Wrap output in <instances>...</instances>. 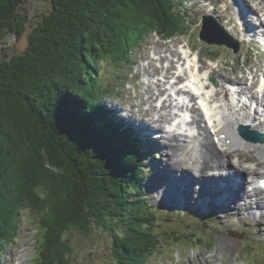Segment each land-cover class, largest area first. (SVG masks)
Masks as SVG:
<instances>
[{
    "label": "trees",
    "instance_id": "1",
    "mask_svg": "<svg viewBox=\"0 0 264 264\" xmlns=\"http://www.w3.org/2000/svg\"><path fill=\"white\" fill-rule=\"evenodd\" d=\"M23 2L0 0V45L8 33L26 31ZM181 2L53 0L25 52L0 56V212L9 213L0 215V254L20 232L18 206L39 218L38 264H69L72 229L111 232L119 264H148L161 242L183 239L157 229V211L142 191L140 138L114 118L105 100L111 87L99 80L103 60L130 59L128 48L118 51L133 25L128 16L144 14L152 29L171 37L187 29L175 11ZM19 168L25 186L16 181L12 189Z\"/></svg>",
    "mask_w": 264,
    "mask_h": 264
},
{
    "label": "bare ground",
    "instance_id": "2",
    "mask_svg": "<svg viewBox=\"0 0 264 264\" xmlns=\"http://www.w3.org/2000/svg\"><path fill=\"white\" fill-rule=\"evenodd\" d=\"M223 3L226 4L224 10L213 0L201 7L213 5L215 10H211L223 17L230 33L240 41L251 39L264 53V24L254 21L256 17L259 20L258 9L246 0H223ZM229 10L232 14L227 12ZM249 14H253V20L248 18ZM207 35L226 39L220 30L216 35L208 32ZM166 52L169 55L158 58L167 62V65L159 69V73L152 66L146 65L144 68L147 75L144 88L147 100L151 103L149 108L140 109V114L133 109L131 111L142 122L133 125L136 129H143L138 130L148 144V151H153L155 155L160 152L163 154L159 160L162 166L156 179L152 180L156 197L168 208H175L180 212H194L202 218L213 212L214 201L221 198L223 201L218 208L223 217L241 223L246 216L262 220L260 215L264 213V143L243 139L238 128L247 124L251 129L264 133V63L248 76L241 75L239 67H233L227 72L220 64L218 70L205 62L201 65L202 57L194 54L189 44L182 49V55L177 49L169 48ZM156 60L157 58H153V63ZM177 64L180 65L178 75L174 71ZM157 74L161 76L155 79ZM210 76L217 80V85L210 81ZM185 79L186 81H181ZM178 83L180 84L177 87ZM172 92H176L179 98L173 96ZM183 96L188 97V104L186 101H177ZM157 101L159 106L153 104ZM185 107L188 109L187 124L183 128H174L178 110ZM114 108L120 107L114 104ZM128 119L133 122L129 117ZM149 131L159 133L149 134ZM249 156L253 158V162L243 160ZM231 157L233 162L229 159ZM174 171L179 173L175 174ZM174 180L179 181V186ZM166 186L178 190L177 193L169 196ZM250 210H254V213H250ZM231 224L234 228L238 227L236 223ZM221 232L219 237L232 238L224 231ZM260 235L264 239V231ZM221 239L217 246L220 253L228 245L233 248V243L226 238ZM26 250L24 248L16 253L10 264H25L28 258ZM214 255L206 257L203 253L191 262L182 261L177 264H204V260L213 264L218 257L216 253ZM224 255L222 253V259ZM240 258L242 255L239 253L237 259ZM218 264L226 262L222 260Z\"/></svg>",
    "mask_w": 264,
    "mask_h": 264
},
{
    "label": "rangeland",
    "instance_id": "3",
    "mask_svg": "<svg viewBox=\"0 0 264 264\" xmlns=\"http://www.w3.org/2000/svg\"><path fill=\"white\" fill-rule=\"evenodd\" d=\"M181 1V4L176 6L175 11L176 14L184 16L187 29L183 33L166 37L158 30L152 29V24L154 23L153 19L148 20V17L144 16V14L137 12L127 17L133 25L129 28L127 34H125V42H123L118 50L121 51L128 48L130 59L125 63H117L113 60L114 57L110 56L103 60L101 66H99V80L111 87L110 93L105 99L107 107L112 111L115 119L125 123L132 129L133 134L138 137L141 135L139 130L143 129L138 127V130L133 124H141L142 122L139 118L133 116L131 111L133 109V111L140 114V109L147 110L151 104L147 100L144 88V82L147 80L144 68L146 65L152 66L153 69L159 73V69L163 65H167V62L161 61L158 58L161 55H169V52H166L169 48L177 49L181 54L183 48L180 49L178 45L181 46L187 41L186 45L189 44L192 46L194 54H199L202 57L200 60L201 65L205 62L206 65L218 70L220 68L218 64H220L227 72H230L233 67H239L241 68V75L247 74L250 76L253 70L257 71L264 63V53H262L259 47L248 44L244 45V43L241 42L242 49L239 55L238 53H234L233 48L227 45L209 44L207 41L200 39L204 28L203 18L205 15L210 17L213 15L225 28L223 17L218 12H213L215 10L213 5L205 8L201 7L202 4L210 0ZM213 1L220 4L221 8L226 6L223 0ZM246 1H249L251 6L258 9L259 20L256 17L254 21L258 24H264V11L262 10L264 8V0ZM236 5H238L237 2ZM213 8L214 10H211ZM52 9L53 0H24L19 8V13L23 16L26 31H24L23 35L20 37L15 32L8 33L4 42L0 45V56L11 59L15 54L25 52L29 44L30 31L37 25L43 16L51 12ZM227 12L232 14L230 10ZM173 14L175 15L174 12ZM248 18L253 20V14H249ZM125 35L122 36L124 37ZM140 35H143L142 39L139 38ZM160 36L162 39L159 38ZM119 43L117 41L116 45ZM112 52L113 54L116 53H114L113 50ZM214 57L217 59H214ZM153 58H157L154 63ZM210 59L213 60V62L209 61ZM179 67L180 65L177 64L176 69H174L177 75L179 74ZM209 72L210 71H206V73ZM160 76V74H157L155 79ZM174 93L175 92H172L173 96L176 97ZM114 104L120 108H114ZM153 104L160 105L159 101L153 102ZM127 116L133 120L132 123L129 122ZM152 132L156 134L159 133L157 131H149L148 133L152 134ZM139 145L142 147V153L145 154L143 165L146 167L143 172L145 181L143 182L142 191L158 210L156 219L158 222L157 229L159 231H177L178 234L181 235L180 237L187 239L186 242H182L183 239L180 240L176 246L172 245V243L166 244V242H161L160 247L156 249L157 255L151 257L148 264H177L182 261L191 262L203 253L206 257L213 256L216 253L218 257L213 264L221 263L222 260H225L226 264H264V239L262 235H260V232L264 231L262 230L264 224H257V222L251 220L249 216L244 217L242 223L236 222L234 219L223 217L221 213L219 217L210 218L207 224L201 220H194L192 217L186 215L173 214L172 211H167L168 209H165L164 205L156 199V193L154 192L155 188L152 184V180L156 179L157 173L162 166L159 160L163 157V154L160 152L155 155L153 151H148V144L143 138L140 139ZM233 157L229 158L232 162L234 161ZM243 160L253 162V158L250 156L245 157ZM163 172H166V170ZM24 180H26V178L23 174V170L19 168L13 175L10 187L13 189L16 181L23 183L25 186L26 181ZM15 205L16 207L18 206L17 203H15ZM17 211L20 213V219L22 220L20 222V232L16 240L1 242V244L4 242V248L0 254V264H10L13 262L15 254H18L24 248L28 250H26L28 258L25 264H38V249L42 241L39 218L37 215L35 216L30 213L29 209L21 210L20 206L17 207ZM253 211L254 210H250V213H254ZM0 213V215L3 214L5 216L9 214L7 210H5L4 213ZM5 216L2 219H5ZM195 216L198 217V215ZM231 223H236L238 227L234 228ZM221 231H224L233 239L219 237L218 234L220 235L222 233ZM94 232L95 233L90 236L83 235L74 229L67 233L71 239V252L66 256L69 260V264H119L117 258H114L112 233L104 231ZM169 237L170 236H167V238ZM221 238H226L227 241L229 240L230 243H233V248L228 245L225 251L220 253V251L217 250V246L221 243ZM163 240L166 241L167 239ZM200 240H202V243H198ZM250 244L257 249L254 251V261L253 257L249 256L251 249L248 245ZM222 253H225L223 259ZM239 253L242 255V258L237 259ZM203 263L207 264L208 262L204 260Z\"/></svg>",
    "mask_w": 264,
    "mask_h": 264
},
{
    "label": "water",
    "instance_id": "4",
    "mask_svg": "<svg viewBox=\"0 0 264 264\" xmlns=\"http://www.w3.org/2000/svg\"><path fill=\"white\" fill-rule=\"evenodd\" d=\"M212 18H206L205 25L203 32L201 33V38L203 40H206L210 44H227L228 46H232L234 44V41L230 38L226 39H216L214 36L207 35L208 33H211L212 35H216L217 32L220 30L226 35V32L220 27L218 24H214L212 22ZM240 130L244 137H246L249 140H253L255 142H264V135L260 134L259 132H250L249 128L246 126H241ZM250 132V133H249Z\"/></svg>",
    "mask_w": 264,
    "mask_h": 264
}]
</instances>
